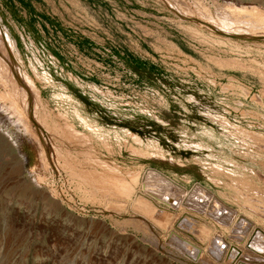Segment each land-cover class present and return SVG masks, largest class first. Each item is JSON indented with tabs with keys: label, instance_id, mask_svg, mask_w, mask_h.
Segmentation results:
<instances>
[{
	"label": "rangeland",
	"instance_id": "rangeland-1",
	"mask_svg": "<svg viewBox=\"0 0 264 264\" xmlns=\"http://www.w3.org/2000/svg\"><path fill=\"white\" fill-rule=\"evenodd\" d=\"M182 1L193 17L177 0H0V25L53 121L68 136L69 124L91 137L100 159L121 172L138 173L127 205L98 204L66 167L68 174L57 169L55 140L41 124L33 130L45 145L46 166L29 142L20 146L23 164L0 138V264H217L209 240L194 241L208 255L202 261L173 251L169 237L181 235L182 219L200 221L212 237L223 233L237 253L244 247L227 236L238 220L264 233V37L211 30L194 0ZM204 2L214 18V2L264 9V0ZM9 130L15 137L18 130ZM149 169L188 191L206 188L235 211L228 227L211 220L208 201L201 215L156 201L141 185ZM140 197L175 224H149L133 208ZM130 219L147 223L140 229Z\"/></svg>",
	"mask_w": 264,
	"mask_h": 264
},
{
	"label": "bare ground",
	"instance_id": "bare-ground-1",
	"mask_svg": "<svg viewBox=\"0 0 264 264\" xmlns=\"http://www.w3.org/2000/svg\"><path fill=\"white\" fill-rule=\"evenodd\" d=\"M177 1L184 8V11L189 14L188 16L192 15L191 17H193L195 11L192 10L188 4L186 5V2L184 3L182 0ZM194 2L198 16L211 30L227 34L229 36H237L240 39L245 40H257L264 37L263 7L235 6L226 2H224V4L214 2L216 9L215 14H217V17L214 18L210 8L207 7L204 0H194ZM16 46L15 41L10 38L5 27L3 28L2 25H0V138H2L8 146L12 147L16 153H18L17 156H20L23 164L27 162V158L21 152L20 146L24 141L29 142V144H31L33 149L37 152L40 162L43 166H46L45 145L43 144L41 135L37 131L38 129L33 130V126L41 124L47 130L46 132H48V134L51 133L53 140H55L52 141V143L57 153V169L59 171H63L62 169H65L66 167L67 170L70 171L74 182H77L78 190H80L87 197L93 198V200L99 202L98 204H100V202L107 204L108 202L114 200L118 203L122 202L127 205V201L132 199L131 197L134 194L138 173L127 174L128 172H121L120 169L115 168L116 165L113 167L109 161L107 162L100 159L99 150H97V146H93L91 137L89 138V136L77 132L74 127L69 124L67 127L70 130L68 132L70 133V136H68V134L64 131L65 129L63 130V127H60L61 124L59 125L57 122L53 121L52 116L54 115H52L53 113H49L43 106L41 102L42 96L40 97L41 92L39 94V90L34 79L25 71L23 72V68L20 65V56ZM9 128H16L18 130L15 137L11 134L13 133V130L11 133L5 132L6 130H9ZM9 131H11V129ZM15 133L16 132L14 131V134ZM73 140L81 147L82 150L80 152H77V149L74 147L75 145ZM104 146L107 147L108 145L104 143ZM47 148H50V146ZM52 148L50 150H52ZM110 152L111 150H109V153ZM78 153L83 156L82 158L87 160L86 168L82 167L85 165L84 161L82 166L79 163L80 154ZM77 154L79 155V158ZM52 155L55 156L54 153ZM53 161L54 160L52 159L51 162ZM64 171H66V169ZM141 185L143 189H146L145 192L150 194L156 201H160L164 203V205L171 208L175 207V209L188 210L189 212L191 211L193 214L201 215L204 211L205 204L210 203L211 206L209 204V210L207 208L206 209L210 215L213 214V216H208L213 218L211 220L216 225L228 227L231 222V217H233L235 213L232 209L223 207V205H221L222 203L220 204L213 194L200 184H197L191 191H188L181 185L174 182L171 178L154 169L147 170ZM35 186L36 188H39L41 187V183L36 180ZM110 189L112 191H110ZM206 201L208 202L206 203ZM151 202L140 197L138 201L134 203L133 208L135 207V212L141 214V217H144L146 220H149V224L152 222L154 226L156 224L158 227L163 228L173 223L171 221L173 219L169 217L168 213L166 214L163 211L160 212L156 210L157 208H154V205ZM109 208H113L111 210H115L116 213L121 212L117 207L114 208L110 206L107 209ZM210 209H213L214 213L211 214L210 212H212V210ZM140 222L143 223L142 226L147 223L142 219L129 220V223L133 227L138 228L141 227ZM199 222L200 221L198 220L184 218L179 223V228H181L182 231L180 233L181 235L175 232L170 234L169 243L172 246L171 248L174 252L182 254V256L185 257V261H202V258L207 259V256L210 255L211 258L217 262V264H221L222 262L228 264L233 262H235V264H264V233L262 231H254V229L251 230V222L248 219L241 218V220H238L237 227L234 224L233 226H235V228H232V230L230 229L232 233H230V236H227L229 237V241L235 240V244L239 247V249L244 247V252L242 253H237L236 251L230 249L228 241H226L224 235H222L223 233L213 234L212 237L211 231ZM150 227L151 229L154 228H152V226ZM146 228H143V230L146 231ZM249 231H251V236L249 235L247 237V233ZM186 235L191 236L186 237ZM196 239L202 243L209 240L210 243L206 246L209 249V254L207 256L202 254V252H204L203 248L201 249L194 242ZM213 239L215 240L212 242ZM166 240L167 239H165V242ZM152 243L154 244V242ZM156 243H159V241ZM207 262L203 260L204 264Z\"/></svg>",
	"mask_w": 264,
	"mask_h": 264
}]
</instances>
